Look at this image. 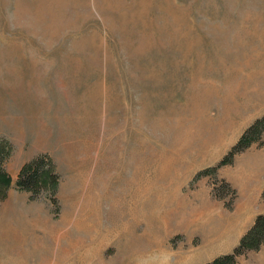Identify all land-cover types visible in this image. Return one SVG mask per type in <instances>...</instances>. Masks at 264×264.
<instances>
[{
  "label": "rangeland",
  "instance_id": "374dc122",
  "mask_svg": "<svg viewBox=\"0 0 264 264\" xmlns=\"http://www.w3.org/2000/svg\"><path fill=\"white\" fill-rule=\"evenodd\" d=\"M255 119L264 0H0V264L230 251L264 210V129L216 165ZM38 155L57 185L30 199L14 180Z\"/></svg>",
  "mask_w": 264,
  "mask_h": 264
},
{
  "label": "trees",
  "instance_id": "16d2710c",
  "mask_svg": "<svg viewBox=\"0 0 264 264\" xmlns=\"http://www.w3.org/2000/svg\"><path fill=\"white\" fill-rule=\"evenodd\" d=\"M264 129V120L255 119L243 131L235 145L231 147L226 156L221 158L216 166L228 163L231 157L249 145L260 136ZM10 148L7 143L0 141V185L9 183V176L3 167V163L8 158ZM47 160L42 155H38L31 161L24 164L18 171L14 186L29 192V198L35 197V188L39 180H47L50 191H53L57 185V179L52 170L47 165ZM225 183V182H224ZM227 185V183H225ZM228 186V185H227ZM229 187V186H228ZM230 188V187H229ZM264 194V187H263ZM264 244V212L255 215L251 225L242 234L236 246L229 253L221 254L208 262L201 264H234L236 258L249 250H257Z\"/></svg>",
  "mask_w": 264,
  "mask_h": 264
},
{
  "label": "crops",
  "instance_id": "0c3cea01",
  "mask_svg": "<svg viewBox=\"0 0 264 264\" xmlns=\"http://www.w3.org/2000/svg\"><path fill=\"white\" fill-rule=\"evenodd\" d=\"M224 182L227 183V185H228L229 187H231L227 181L224 180ZM263 187H264V185H263ZM231 189H232V188H231ZM261 197L264 199L263 188H262V191H261ZM261 212H264V210H263V211H260V212H258V213H261ZM258 213H256V214H258ZM256 214H255V215H256ZM255 215H254V217H255ZM254 217H253V219H254ZM253 219H252V221H253ZM252 221H251V223H252ZM251 223L249 224V226L251 225ZM249 226H248V227H249ZM248 227L246 228V230L248 229ZM246 230H245V231H246ZM245 231H244V232H245ZM244 232H243V233H244ZM243 233H242V234H243ZM241 236H242V235H241ZM241 236H240V237H241ZM240 237L238 238V241H239ZM231 241H232V240H231ZM238 241H237L236 243H235V242H232V243L229 245V247L232 246V248H233L234 246L237 245ZM223 244H224V243H223ZM263 245H264V244H263ZM263 245H261V246H263ZM261 246H260V247H261ZM225 247H226V245H225ZM260 247H259V248H260ZM232 248H231V250H232ZM259 248H258V249H259ZM258 249H257V250H258ZM231 250H230V251H231ZM230 251H228V252H224V253H222V254L229 253ZM253 251H256V250H249V251L245 252L244 254L239 255V256L236 258V262H235L234 264H237L238 259H239L240 257L245 258V257L247 256V254H249L250 252H253ZM219 255H221V254H219ZM216 256H218V254L212 255V256H210V257H209L208 259H206V260H204L205 258H203L204 261H201V262L187 263V264H201V263H205V262L210 261L211 259H213V258L216 257Z\"/></svg>",
  "mask_w": 264,
  "mask_h": 264
},
{
  "label": "bare ground",
  "instance_id": "6f19581e",
  "mask_svg": "<svg viewBox=\"0 0 264 264\" xmlns=\"http://www.w3.org/2000/svg\"><path fill=\"white\" fill-rule=\"evenodd\" d=\"M166 220H167V219H166ZM162 221H163V220H162ZM181 221H184V224H183L182 226H186V227L188 226V227H189V224H190V223H189L188 219H187V220H181ZM165 223H166L167 225H166ZM165 223H164V225H165L166 227L170 226V225H169L170 223H168L167 221H165ZM177 227H181V223H180L179 220H177V221L175 222V224H173V225L171 226V228H173V229H174V228H177ZM164 228H165V227H164ZM169 228H170V227H169Z\"/></svg>",
  "mask_w": 264,
  "mask_h": 264
}]
</instances>
